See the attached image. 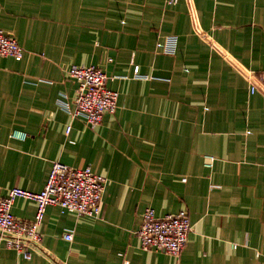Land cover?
<instances>
[{"label": "crops", "instance_id": "crops-1", "mask_svg": "<svg viewBox=\"0 0 264 264\" xmlns=\"http://www.w3.org/2000/svg\"><path fill=\"white\" fill-rule=\"evenodd\" d=\"M0 27L24 52L0 56V196L42 191L55 161L107 178L98 218L49 205L41 250L0 239V264H264V0H0ZM75 64L119 94L94 129L69 114ZM148 207L187 210L179 258L141 247Z\"/></svg>", "mask_w": 264, "mask_h": 264}, {"label": "built area", "instance_id": "built-area-1", "mask_svg": "<svg viewBox=\"0 0 264 264\" xmlns=\"http://www.w3.org/2000/svg\"><path fill=\"white\" fill-rule=\"evenodd\" d=\"M167 1L174 4L178 0ZM23 55V48L15 37L0 27V56L12 57L19 61ZM134 71L137 77H142L138 73V67H135ZM68 76L77 84L74 108L70 111L68 105L63 103L72 117H82L87 125L94 129L104 115L116 112L119 94L108 87V76L103 68L75 64L69 67ZM255 80L264 85V70L255 75ZM256 88L255 82L251 85V92H255ZM70 130L71 125H68L66 133ZM26 135L21 131L13 133V136L22 139ZM207 158L206 165L212 167L215 158ZM106 183V176L95 173L90 166L78 168L55 161L42 191L34 193L16 187L11 189L7 196H0V239L7 247L15 249L25 258H30L35 251L41 250L42 235L39 226L49 205H57L62 211L75 213L77 217L98 218ZM16 197L36 201L37 211L33 220L24 221L12 214L11 207ZM191 231L192 224L187 210L182 209L177 214L158 217L155 210L148 207L143 213L136 234L144 250L163 251L179 258ZM63 237L72 241L74 235L72 231H66Z\"/></svg>", "mask_w": 264, "mask_h": 264}]
</instances>
